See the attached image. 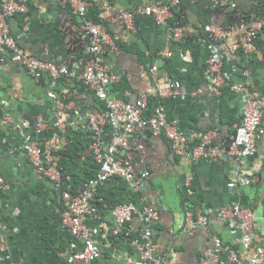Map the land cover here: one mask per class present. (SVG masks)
<instances>
[{"label": "crops", "instance_id": "1", "mask_svg": "<svg viewBox=\"0 0 264 264\" xmlns=\"http://www.w3.org/2000/svg\"><path fill=\"white\" fill-rule=\"evenodd\" d=\"M6 1L0 0V5ZM167 1L89 2L90 6L95 4L103 21L112 29L113 37L123 46L114 47L113 37L108 34L101 56L114 77L110 96L133 102L141 96L149 98L156 93L157 86L178 81L179 94L163 98L167 121L190 138L193 132L213 130L212 145L225 146L237 122L229 123L221 114L240 120L241 99L228 89L229 95L221 105L218 94L210 90V50L213 48L219 54L221 67L232 82L248 84L264 97V19L263 28L256 30L253 49L246 50L241 46L242 38L262 19L257 16L251 24L230 27V34L216 39L217 45H213L204 28L210 25L207 10L216 5V0H179L181 26L177 20L174 26L168 21L157 24L147 15H135L129 25L119 18L122 12ZM225 1L221 0V4ZM257 1L262 4L263 12L264 0ZM228 2L241 15L249 9L251 0ZM25 5L27 15L23 23L15 16L8 18L17 44L41 60L76 63L77 68L57 79L48 74L36 79L9 56L0 63V239H5L4 250L0 241V264H67L60 253L82 250L83 244L75 242L70 247L73 238L62 222L64 206L58 202L57 195L62 189L80 192L83 184L96 175L99 165L94 160L93 142L106 145L109 128L106 122H101L96 130L89 120L90 114L100 112V100L81 80L83 67L94 57L82 30L83 19L73 14L70 0H27ZM67 26L72 31L79 30L78 44H86V48L65 57L62 35L68 32ZM175 28L181 30L179 37L172 34ZM164 51L169 55H163ZM154 65L156 80L151 73ZM174 69L181 73V78L173 73ZM49 93L55 94L60 106ZM150 114L147 109L145 116ZM21 120L33 124L41 121L44 125L43 136L36 140L48 143L52 159L64 168L59 175L60 190L52 188L48 180L36 173L25 151L23 136L14 129V123ZM56 122L60 123L59 131L71 129L69 139L59 137V141H54ZM261 125L264 130V114ZM31 128H25L24 133L30 135ZM192 145H188V155H179L173 152L163 134L140 128L130 136L129 148L119 149L118 157L130 158L136 173L147 170L149 176L140 181L138 190L118 178L103 181L95 188L92 200L95 211L85 221L87 226L96 229L95 244L101 250V256L93 264H125L126 258L141 257L133 244L146 226L140 215H134L118 235L111 232L114 226L111 210L131 201L158 210L153 238L155 255L162 264H200L203 253L213 248L215 236L225 247L238 249L240 232L229 225L218 209L237 203L254 211L258 224L255 242L264 248V132L256 140V155L248 159L231 156L217 160L203 156L193 159L191 151L195 144ZM239 167L247 172L251 183L230 188L227 184ZM203 206L211 210L208 224L186 230L185 212L190 209L194 213ZM220 260L222 264H235L225 249L220 253Z\"/></svg>", "mask_w": 264, "mask_h": 264}, {"label": "built area", "instance_id": "2", "mask_svg": "<svg viewBox=\"0 0 264 264\" xmlns=\"http://www.w3.org/2000/svg\"><path fill=\"white\" fill-rule=\"evenodd\" d=\"M26 1L9 0L0 7V63L7 56L21 66L25 67L28 72L36 79L43 74H48L54 79L71 74V71L77 68V64L67 65L63 62H54L51 60H41L32 53L16 44L11 35L7 18L15 13L26 11ZM179 3L178 0H169L168 3H151L143 7L137 8L132 13L122 12L119 18L129 25L135 15H147L154 19L157 24H165L170 16V7ZM70 5L74 14L83 19L82 30L84 36L89 39V50L94 54L93 59L88 62L82 69V83L92 90L98 100L105 103V110L101 113H92L89 115L90 123L96 130L99 129L101 122H106L110 126V141L106 148L102 149L100 144L93 145L94 155L100 163V170L96 176L87 180L83 184L80 192L72 193L69 189L60 190L61 180L56 168V164L52 161L49 144L38 143L34 137L24 133L30 123L28 120L16 122L14 129L19 130L23 136L24 148L29 156L36 173L40 177L49 180L52 188L59 189L60 194L57 200L62 203V222L68 228L73 238L70 247L74 243L81 242L83 249L76 252L64 251L60 253L68 264H92L101 255L100 249L95 244L96 229L86 225V219L95 211L92 206L95 188L103 181L110 178H119L127 182L133 190L140 188V181L149 176L147 170L136 173L130 158H115L114 154L119 148L127 149L128 138L134 130L147 127L154 134H164L169 141L171 148L176 154L188 155L187 149L191 140L197 142L191 151V157L197 159L200 156L208 157L212 160L222 158V156H231L237 159L252 158L257 153L256 140L264 132L262 116L264 114V97L257 91L251 90L248 84L235 83L230 79L229 74L222 72L221 58L215 50L211 48L209 60V88L214 94H219L221 87L225 84L229 89L239 94L241 99V122L235 126V136L230 137L228 144L221 147L212 145L215 137V131H196L193 132L192 138L188 137L172 123H169L165 117L164 107L157 106L151 116L143 117V111L147 106V97L141 96L133 102H124L110 96V84L114 77L111 76L106 64H104L102 55L103 47L108 39V35L104 27L100 24H94L85 19V14L90 6L87 0H70ZM262 23L249 30L242 38L241 46L246 50L253 49V41L256 30L260 28ZM205 30L209 33L212 40L224 38L228 36L231 29H217L206 26ZM180 29L174 30V37L180 36ZM5 49V50H3ZM164 55H169L165 51ZM151 73L156 80L157 67L151 68ZM157 92L160 97L175 96L179 93V83H167L157 86ZM56 103L54 93H49ZM60 106V103H58ZM60 126V123H56ZM44 125L41 121L34 123L37 132L43 130ZM40 144V145H39ZM234 179L229 181L228 187L247 186L251 183L247 172L242 168H237L234 173ZM219 214L228 221L233 229L240 232L238 249L230 247L225 248L229 253L230 259L235 264H264V248L260 244H256V232L258 228L257 218L253 210L248 206L239 203L232 207H221ZM211 210L206 206L201 207L194 215L188 209L185 212V228L195 230L208 224V218ZM114 218V226L112 234L118 235L124 224L130 222L134 215H140L142 221L146 224L139 240H134V246L140 251L139 259L126 258L125 264H162L159 257L155 255L156 245L153 239L152 225L158 220L159 213L155 208L144 205L142 208L136 206L134 202H127L115 206L111 210ZM4 238L0 239L2 249ZM214 246L206 250L201 259L200 264H222L220 260L221 241L218 237H214Z\"/></svg>", "mask_w": 264, "mask_h": 264}, {"label": "water", "instance_id": "3", "mask_svg": "<svg viewBox=\"0 0 264 264\" xmlns=\"http://www.w3.org/2000/svg\"><path fill=\"white\" fill-rule=\"evenodd\" d=\"M237 11L238 8L234 4H230L228 0H226L224 5H219L218 3L216 7H210L207 10L209 24L215 28L226 29L228 27L235 28L241 25L251 24L256 21L257 16L260 19H264L262 4L257 0H251V2L249 3V9L243 10L241 15H239ZM65 29L68 31L66 34L62 35V46L65 50V57L66 55L76 52L77 50H85L86 44H78L80 41V38H78L80 35L79 30L77 29L72 31L71 26H67ZM69 35H72V37H68ZM39 79H42V76ZM55 131L57 136H61L58 128H56ZM234 134L235 131L231 133L232 137L235 136ZM65 137L68 138V135H66ZM227 144L228 142L226 143V145ZM60 173H62V170H60ZM258 177L260 178V176Z\"/></svg>", "mask_w": 264, "mask_h": 264}, {"label": "trees", "instance_id": "4", "mask_svg": "<svg viewBox=\"0 0 264 264\" xmlns=\"http://www.w3.org/2000/svg\"><path fill=\"white\" fill-rule=\"evenodd\" d=\"M88 1V0H87ZM91 1V0H90ZM89 1V2H90ZM166 3H168V1L166 2ZM180 5L178 4V5H175V6H171L170 7V12H171V16L168 18V24H170V25H172V26H174L175 25V20H177V21H179V26H181L182 25V22H180V15H181V11H180ZM26 13H16L14 16H15V18L20 22V23H23L24 22V19H26ZM86 19L87 20H89V21H91V22H93V23H95V24H101L104 28H105V30H106V32L108 33V34H110V36L111 37H113V32H112V29L109 27V25L107 24V22H105V21H103V19H102V17H101V12L99 11V10H97V8H96V6H95V4L93 3L91 6H89V8H88V10H87V12H86ZM262 27H263V25H262ZM209 40H210V42L213 44V45H217V42H215L214 40H211L210 38H209ZM113 43H114V46L116 47V48H123V46H122V43L117 39V38H114L113 37ZM251 55H252V53H250ZM249 54V56H251ZM251 58V57H250ZM221 71L222 72H224V68H223V66H222V69H221ZM173 73L174 74H176L177 75V77L178 78H181V73L178 71V70H176V69H174L173 70ZM232 81V80H231ZM228 89H229V87H228V85H224L223 87H221V91H220V93L218 94V96H217V99H220L221 100V105H224V103H225V100H226V98L228 97ZM98 104H99V106H100V109H99V111L100 112H103L104 110H105V104H104V102H101V101H98ZM159 105H163V97H160V95L158 94V93H155V94H153V95H151L149 98H148V112H151L152 111V109H155L157 106H159ZM101 107H102V110H101ZM224 110H222V112H223ZM221 112V113H222ZM221 116H222V118L224 119V120H226V121H228L229 123H234L235 121L237 122V124L236 125H238L240 122H241V119L239 120V119H236V118H232V119H230V118H226L225 116H224V114H221ZM32 125H33V123H31ZM32 127V126H31ZM32 129V128H31ZM33 130V129H32ZM70 128H67V129H65V131H66V133L65 134H61V136L63 137V136H66V135H68V134H70ZM43 133H44V130L42 131V132H40V133H38V134H36V132L33 130V132L30 134V136L31 137H37V138H40L41 136H43ZM197 142H195V141H193V142H191V144H196ZM192 145V146H193ZM63 171H64V168H63ZM120 180H122V179H120ZM123 181V180H122ZM71 190V192L74 194V193H76V191H74L73 189H70ZM131 202H134V201H131ZM127 203V202H126ZM135 204H136V206H138L139 204L138 203H136V202H134ZM144 205H147V204H142V205H139L138 207H140V208H142ZM157 210V209H156ZM226 224H227V222H225ZM230 247H232V246H230ZM223 248V250H224V247H222ZM232 248H234V247H232ZM222 250V251H223ZM221 251V252H222ZM97 261V260H96ZM96 261H94V263L96 262Z\"/></svg>", "mask_w": 264, "mask_h": 264}, {"label": "clouds", "instance_id": "5", "mask_svg": "<svg viewBox=\"0 0 264 264\" xmlns=\"http://www.w3.org/2000/svg\"><path fill=\"white\" fill-rule=\"evenodd\" d=\"M7 1H9V0H7ZM13 1H15V0H13ZM18 0H16V2H17ZM169 1V0H168ZM179 1V0H178ZM226 2V1H225ZM5 3V2H4ZM219 3V5H224V4H221V0H216V5ZM3 4V3H2ZM1 4V5H2ZM179 4V3H178ZM177 4V5H178ZM1 5H0V7H1ZM216 5L214 6V7H216ZM22 13H26V12H22ZM129 13H132V12H129ZM16 14V13H15ZM15 14H13V15H10L8 18H12ZM74 14V13H73ZM76 15V14H75ZM78 16V15H77ZM85 16H86V14H85ZM170 16H171V13H170ZM169 16V17H170ZM80 17V16H79ZM168 17V18H169ZM8 18H7V22H8ZM81 18V17H80ZM168 18H167V20H166V22L168 21ZM85 19H86V17H85ZM133 19V18H132ZM259 22H261L262 23V25H263V19L262 20H260ZM93 23V22H92ZM8 24H9V22H8ZM95 24V23H94ZM166 24V23H165ZM101 25V24H100ZM164 25V24H163ZM262 25L260 26V28L259 29H262L263 27H262ZM208 26H211V25H208ZM206 27V26H205ZM211 27H213V26H211ZM215 28V27H214ZM232 28V27H231ZM230 27H228V28H226V29H231ZM105 29V28H104ZM175 29H179V28H175ZM174 29V30H175ZM205 29V28H204ZM217 29H221V28H217ZM174 30H173V32H172V34L174 35ZM11 31V30H10ZM106 31V30H105ZM206 31V30H205ZM232 31V30H231ZM207 32V31H206ZM256 32V31H255ZM106 34L108 35V33L106 32ZM207 34H208V38H210L209 37V33L207 32ZM11 35H12V33H11ZM110 35V34H109ZM108 35V36H109ZM211 39V38H210ZM218 39V38H217ZM212 40V39H211ZM215 42H217L216 40H214ZM16 42V41H15ZM16 44H17V42H16ZM18 45V44H17ZM19 46V45H18ZM113 46H114V43H113ZM21 47V46H20ZM115 47V46H114ZM3 50H5V49H3ZM5 52H6V50H5ZM165 52V51H164ZM164 52L162 53L163 55H164ZM168 52V51H167ZM92 53V52H91ZM103 53V52H102ZM94 55V54H93ZM101 56V55H100ZM8 57V56H7ZM102 57V56H101ZM103 59V58H102ZM155 66V65H154ZM153 67V66H152ZM151 67V68H152ZM221 69H222V67H221ZM157 78V77H156ZM175 82H178V81H175ZM175 82H173V83H175ZM179 83V82H178ZM87 88V87H86ZM179 88H180V84H179ZM87 89H89V88H87ZM110 93H111V91H110ZM156 93H158L157 92V87H156ZM179 94V93H178ZM177 94V95H178ZM176 96V95H175ZM167 97H170V96H167ZM173 97V96H172ZM163 98H165V97H163ZM101 101V100H100ZM103 102V101H102ZM147 102H148V98H147ZM105 104V103H104ZM163 106V105H162ZM148 109V103H147V106H146V109L143 111V117H145V118H147L146 116H145V111ZM153 112H154V109H152V111H151V114L149 115V116H151L152 114H153ZM165 112V111H164ZM98 113H101V112H98ZM148 116V117H149ZM166 117V116H165ZM16 123V122H15ZM14 123V124H15ZM30 123V122H29ZM35 123V122H34ZM56 123H59V122H56ZM89 124V123H88ZM91 124V123H90ZM92 125V124H91ZM91 125H89L90 126V128H91ZM108 125V124H107ZM32 126V129L34 128V124L32 125L31 123H30V125H29V127H31ZM66 126V125H65ZM54 128L56 129V128H58V131H59V129H60V126H57L56 124H54ZM108 128H109V136H108V143L106 144V145H103L101 142H93V145L95 144V143H98V144H100V147L102 148V149H104V148H106L107 146H108V144H109V141H110V133H111V129H110V126L108 125ZM143 128H147V127H143ZM45 129V127L43 128V130ZM150 129V128H149ZM35 132H36V134H38V133H40V132H42L43 130H41L40 132H37L35 129H33ZM138 130V129H137ZM151 130V129H150ZM235 131V130H234ZM134 132H135V130H134ZM134 132H132V134L134 133ZM59 133H63V134H65L66 133V131H65V129L64 130H60L59 131ZM132 134H130V136L132 135ZM156 135H158V134H156ZM164 135V134H163ZM130 136H129V138H128V142H129V139H130ZM59 137H61V139L64 137L65 138V136H56L55 137V139H54V141H59L60 140V138ZM35 139L37 138V137H34ZM167 139V138H166ZM191 143V142H190ZM128 148H129V145H128ZM127 148V149H128ZM119 149H124V148H119ZM119 149H118V151H119ZM92 151H93V156H94V160L97 162V164L99 165V170H100V163L96 160V158H95V155H94V150H93V146H92ZM118 151L114 154V157L115 158H124V156L123 157H118V155H117V153H118ZM50 154H51V157H52V152H51V150H50ZM52 161L56 164V168H57V170H58V174L59 175H62L63 174V169L60 167V165L58 164V162H56V161H54L53 159H52ZM34 167V166H33ZM60 170H62V173H60ZM99 170H98V172H99ZM97 172V173H98ZM97 173H96V175H97ZM95 175V176H96ZM45 178V177H44ZM46 180H48L47 178H45ZM110 179H115V178H110ZM119 179V178H118ZM48 182H49V180H48ZM51 186V185H50ZM62 190H65V189H62ZM61 190V191H62ZM71 191V190H70ZM200 209V208H199ZM192 211V210H191ZM193 212V211H192ZM198 211H196V212H194L193 214L195 215L196 213H197ZM129 223V222H128ZM128 223H126V224H128ZM126 224H124V226L126 225ZM145 224V223H144ZM146 225V224H145ZM123 226V227H124ZM206 226V225H205ZM122 227V228H123ZM204 227V226H203ZM152 228H153V225H152ZM200 228V227H199ZM145 229V228H144ZM186 229V228H185ZM154 230V229H153ZM186 230H188V229H186ZM196 230V229H195ZM189 231H191V230H189ZM143 232V231H142ZM142 234V233H141ZM153 236H154V234H153ZM141 237V236H140ZM154 239V238H153ZM221 241V240H220ZM155 242V241H154ZM5 243V242H4ZM156 245V244H155ZM221 245H222V243H221ZM222 247H224V249L225 248H227V247H225L224 245H222L221 246V251L223 250V248ZM230 248H232V247H230ZM233 249H235V248H233ZM3 250H4V248H3ZM101 251V250H100ZM221 253V252H220ZM101 256V255H100ZM220 256V255H219ZM99 258V257H98ZM97 258V259H98ZM96 259V260H97ZM134 259V258H133ZM65 260V259H64ZM95 260V261H96ZM65 262H66V260H65ZM67 263V262H66ZM94 263V261L92 262V264ZM68 264V263H67Z\"/></svg>", "mask_w": 264, "mask_h": 264}]
</instances>
